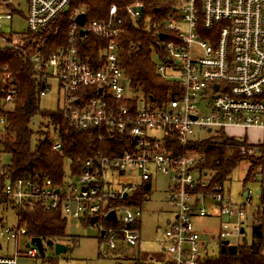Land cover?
Masks as SVG:
<instances>
[{
    "label": "built area",
    "instance_id": "built-area-1",
    "mask_svg": "<svg viewBox=\"0 0 264 264\" xmlns=\"http://www.w3.org/2000/svg\"><path fill=\"white\" fill-rule=\"evenodd\" d=\"M13 1L0 0V48L13 51L23 48L27 33L57 37V22L69 13L63 44L46 56L40 49L24 53L39 82L38 97L49 89V78L55 79L61 95L58 111L65 127L62 130L50 122L51 151L63 155V137L73 128L102 143L109 154L95 151L73 165L65 158L58 183L39 172L12 178L0 160V196L6 199L0 206L12 212L25 206L60 211L66 221L95 230L109 250L136 247L140 228L133 224L140 220L142 209L116 203L144 182H150L151 190L152 180L163 176L168 181L166 202L173 210L164 227L166 264H201L210 254L206 237L218 245L241 235L248 208L251 216L264 220V136L240 147L241 154L258 162L249 177L262 185L254 205L248 192L245 202L233 203L224 183L212 184L210 175L199 168L200 154L188 148L198 141L193 138L194 127L215 128L216 133H224L227 127L264 132V0L171 3L168 12L153 23L156 32L151 41L160 59L155 72L169 84L163 97H139L140 91L122 67V39L128 22L135 26L142 18L133 10L140 3L126 5L123 13L112 3L104 17L86 15L79 25L75 18L83 12L70 11L73 0H25L27 32L21 38L3 37L1 20L10 21L13 13L21 12ZM160 33L163 38L158 37ZM91 39L97 43L95 53L88 55L83 44ZM138 47L129 41L126 49L133 52ZM17 92L9 74L0 77V140ZM1 153L0 143V157ZM133 170L138 172L137 182L115 180V175ZM110 212L114 219L109 218ZM205 217L219 219L216 236L194 229L193 220ZM26 233V227L17 222L4 227L3 238L14 239L15 244L11 252L0 254V264H17L20 256L40 258L35 244L26 246L32 238ZM19 237L25 238L22 251L17 246Z\"/></svg>",
    "mask_w": 264,
    "mask_h": 264
},
{
    "label": "trees",
    "instance_id": "trees-1",
    "mask_svg": "<svg viewBox=\"0 0 264 264\" xmlns=\"http://www.w3.org/2000/svg\"><path fill=\"white\" fill-rule=\"evenodd\" d=\"M135 2L140 3L143 7L142 18L137 21L135 26L129 22L127 24L129 27L122 39L124 47L122 67L131 77L132 85L143 95L163 97L169 84L157 76L155 64L151 60L149 45L155 38L156 28L153 23L168 12L170 3L165 0H73L70 11L81 10L91 18H102L112 3L118 6L120 13H123L126 5ZM156 8L158 11L155 13L154 9ZM68 15L69 13L58 20L57 37H51L48 33L40 38L27 33L23 37L22 49L13 51L9 47L0 48V77H3L5 73L9 74L11 84L18 89L11 110L5 117L6 133L0 140L4 150L11 155L10 165L6 167V171L12 178L25 173L39 172L48 176L54 183H58L64 174L65 158L70 159V164L73 165L75 162L77 163L78 159L87 158L95 151L103 150V153L109 154L108 149L106 151L102 143L87 139L81 130L73 128H69L68 134L63 137V155L51 151L48 134L44 139L39 140L33 149L30 147L29 124L35 115L47 117L53 125H61L62 130L65 125L62 124L61 114L58 110L49 112L39 110V82L32 73L24 53H32L36 49H40L46 56L58 45L63 44ZM145 17H149L151 21L148 28L145 27ZM95 41V39H91L83 44L88 55L95 53ZM129 41L139 44V47L133 52H128L126 49ZM4 67L5 69H3ZM245 145L244 141L226 136L223 132H217L213 137L191 143L188 148L195 149L200 154L199 168L210 175L213 184L224 183L240 162L245 160L249 162L245 179L249 180L257 168L258 162L241 154L240 147ZM117 150L118 148H116ZM149 186L150 182L136 186L116 204L143 209V204L147 201L150 193ZM5 201V197L0 196V205ZM13 213L16 222L26 227L28 236L40 237L50 248L54 242L67 237L65 233L67 221L60 211H46L39 206H25L14 210ZM247 219L250 220L249 227L251 229L249 241L243 239L238 244H222L220 242L217 255L206 257L201 264H264V253L262 252L264 220L255 215H248ZM139 221L133 226L139 227ZM133 259V264H158L155 263L156 261H143L139 257Z\"/></svg>",
    "mask_w": 264,
    "mask_h": 264
},
{
    "label": "rangeland",
    "instance_id": "rangeland-1",
    "mask_svg": "<svg viewBox=\"0 0 264 264\" xmlns=\"http://www.w3.org/2000/svg\"><path fill=\"white\" fill-rule=\"evenodd\" d=\"M168 3H174L175 0H165ZM14 4L19 3V10L21 12L13 13L11 20H1L2 36L7 37L8 34L22 37V34L27 32L25 14L26 2L25 0H14ZM5 11H10V8H4ZM138 21V20H137ZM145 27L150 26L151 21L149 17L144 18ZM0 43L2 41L0 39ZM4 48V47H3ZM149 51L152 63L157 65L160 62L159 55L155 51L154 46L150 43ZM49 89L44 95L39 96L38 108L40 111L49 112L59 110L62 100L61 95L57 89L55 79L49 78L47 80ZM142 97L140 93L137 94ZM30 131V147L33 149L39 140L45 138V135L50 132L53 133V125L47 117L35 115L29 124ZM218 129L213 128L201 129L193 128V138L204 140L216 135ZM226 136L234 139L247 142L248 144L257 143L263 136L264 132L256 128H242V127H227L224 129ZM1 164L9 166L11 161L10 153L6 152L2 147ZM65 161V159H64ZM249 167L248 160L241 161L240 164L230 173L227 180L224 181L225 188L229 191L231 201L233 203L245 202V192H248L251 204L259 202L257 191L261 189L262 185L259 182L246 180V172ZM115 180L119 183L137 182L139 180L138 172L133 170L132 173H122L115 175ZM264 187V186H263ZM168 181L163 176H157L152 180V188L148 194L147 201L143 204V210L140 223V239L138 246H128L116 248L113 251L109 250L104 241L97 237V232L93 229L84 228L81 225H76L75 221H67L65 227L66 236L63 243L68 250L54 254L52 248H49L45 243L44 260L42 258L36 259H19V264H133V258L139 257L143 261L157 262L168 258V255L161 250L164 243V227L165 219L172 216L173 210L166 202ZM264 189V188H263ZM250 208L247 209L248 215L251 213ZM0 254L11 252L15 241L6 240L3 238V229L6 226H12L16 223V218L11 209L0 206ZM235 221V220H234ZM194 229L198 232L210 233L216 236L219 228V219L217 217H205L194 219L192 222ZM245 232L241 235L230 238L229 243H240L243 239L250 240V220L247 219L244 223ZM2 233V234H1ZM25 238L19 237L17 239V246L20 251L23 250V242ZM209 244V252H213V256L218 253V245L210 237H206ZM264 253V244L262 247Z\"/></svg>",
    "mask_w": 264,
    "mask_h": 264
},
{
    "label": "water",
    "instance_id": "water-1",
    "mask_svg": "<svg viewBox=\"0 0 264 264\" xmlns=\"http://www.w3.org/2000/svg\"><path fill=\"white\" fill-rule=\"evenodd\" d=\"M133 10H137L138 13L141 15L142 14V11H143V7L142 6H138V7H134ZM158 11V9H154V12L156 13ZM85 18H86V14L85 13H80L76 16L75 18V21L77 24L79 25H82L85 21ZM81 33H83V30H81ZM159 38H163L164 37V34L160 33L158 35ZM215 88H217L215 86ZM153 100V98H151ZM109 218L111 219H114V212H110L109 213ZM241 233H243V228H241ZM102 234V232H101ZM222 244H228V240H223L221 241ZM29 244H35L36 247L38 248V251H39V256L40 258H44L45 256V251H44V246H43V241L40 237H32L30 239V243H26V246H28ZM68 248L65 244H63L62 242H54L53 243V252L54 254H59V253H62L64 251H66Z\"/></svg>",
    "mask_w": 264,
    "mask_h": 264
},
{
    "label": "crops",
    "instance_id": "crops-1",
    "mask_svg": "<svg viewBox=\"0 0 264 264\" xmlns=\"http://www.w3.org/2000/svg\"><path fill=\"white\" fill-rule=\"evenodd\" d=\"M139 92V91H138ZM142 96H145V95H143L141 92H139ZM150 100H152V99H150ZM167 193H168V190H167ZM143 210V209H142ZM167 219V218H166ZM165 219V220H166ZM140 221H141V218H140ZM139 221V228H140V222ZM165 222V221H164ZM97 237L101 240V238L97 235ZM65 240V239H64ZM64 240H59V241H56V242H62L63 243V241ZM64 244V243H63ZM139 244V243H138ZM25 245V244H24ZM121 247H124V246H120L119 248H121ZM50 248V247H49ZM52 250H53V244H52ZM68 250V249H67ZM161 250H162V247H161ZM163 251V250H162ZM116 251H113V253H115ZM209 253V252H208ZM210 256H213V252H210V254L207 256V257H210ZM25 258H27V257H24V256H20L18 259H17V264H19V259H25ZM27 259H31V258H27ZM36 259V258H35ZM44 260V259H43ZM167 262V258H165V259H163V260H159V261H157V262H155V263H158V264H165ZM32 264H34V262L32 263Z\"/></svg>",
    "mask_w": 264,
    "mask_h": 264
}]
</instances>
